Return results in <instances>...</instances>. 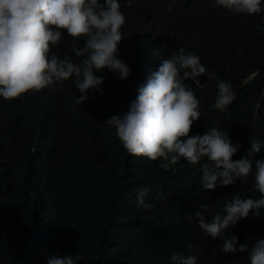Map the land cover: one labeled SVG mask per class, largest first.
<instances>
[{
    "label": "trees",
    "instance_id": "1",
    "mask_svg": "<svg viewBox=\"0 0 264 264\" xmlns=\"http://www.w3.org/2000/svg\"><path fill=\"white\" fill-rule=\"evenodd\" d=\"M119 3L125 22L118 56L131 68L128 78L98 71L102 90H86L90 95L81 105L73 99L80 95L74 77L50 92L0 98V264H44L50 255L77 253V264H171L174 251L196 255V264H243L244 254L222 252L221 241L189 219L200 203L209 205V219L222 203L206 201L208 194L188 179L168 181L171 173L158 177L156 169L146 176L142 167L150 160L128 155L115 128L103 121L127 110L148 64L155 70L184 47L235 91L220 111L210 107L215 79L202 74V88L185 80L201 101L189 135L213 127L227 131L240 145L232 159L245 155L252 137L264 141V33L256 27L264 12L235 14L214 7L212 0ZM82 44L83 38L63 36L49 51L78 63L81 57L73 50ZM251 70L256 77L245 81ZM262 156L264 149L257 158ZM235 182L232 195L259 198L251 174ZM143 188L149 189L145 202L153 205L145 211L137 207ZM165 205L172 211L153 214ZM252 216L239 220L228 235L243 243L241 236H250L242 233L244 225L262 219L264 208L248 220ZM187 242L194 245L191 250Z\"/></svg>",
    "mask_w": 264,
    "mask_h": 264
},
{
    "label": "clouds",
    "instance_id": "2",
    "mask_svg": "<svg viewBox=\"0 0 264 264\" xmlns=\"http://www.w3.org/2000/svg\"><path fill=\"white\" fill-rule=\"evenodd\" d=\"M212 3L235 14L264 12V0ZM124 22L119 0H0V98L50 92L55 90L53 85L62 87L65 80L74 77L73 84L80 95L73 99L81 105L89 98L86 90H102L103 77L96 74L98 71L106 68L119 79L128 78L131 68L118 56ZM256 27L264 33V17ZM63 36L83 38L82 46L73 50L81 57L78 63L68 54H50V45H57ZM146 70L147 77L138 80L135 98L127 110L103 122L115 128L128 155L150 160L142 167L146 176L156 169L158 177L171 173L168 181L188 179L192 187L208 194L206 201L222 203L210 219L207 203L198 204L189 216L196 218L199 228L209 237L221 241L222 252L244 254L243 264L247 259L249 264H264V216L244 225L242 233L250 236H241L243 243L228 235L239 220L250 212L253 216L248 220L257 219L264 208V156L257 158L264 141L252 137L246 154L232 159L240 145L231 141L227 131L213 127L203 134L189 135L191 125L200 118L201 101L185 80L202 88V74L215 79L217 92L210 107L220 111H225L235 98L231 82L216 77L200 62L199 55L184 47L159 61L155 70L149 64ZM255 77L256 71L251 70L245 81ZM249 174L259 198L232 195L229 188ZM148 191L143 188L137 193V207L143 211L153 206L145 202ZM170 211L169 205L157 206L153 214ZM186 247L191 250L194 245L187 242ZM78 259V253L50 255L44 264H77ZM170 260L171 264H196L197 256L174 251Z\"/></svg>",
    "mask_w": 264,
    "mask_h": 264
}]
</instances>
